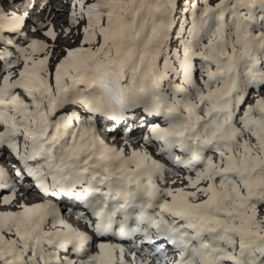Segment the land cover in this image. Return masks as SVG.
Returning <instances> with one entry per match:
<instances>
[{
    "label": "snow or ice",
    "instance_id": "6c2138e0",
    "mask_svg": "<svg viewBox=\"0 0 264 264\" xmlns=\"http://www.w3.org/2000/svg\"><path fill=\"white\" fill-rule=\"evenodd\" d=\"M5 2L0 154L49 199L22 202L0 167V203L17 207L0 211V264H264V0H72L79 41L56 59ZM140 115L149 134L132 141ZM56 200L86 209L92 234ZM138 236L147 260L108 239Z\"/></svg>",
    "mask_w": 264,
    "mask_h": 264
},
{
    "label": "bare ground",
    "instance_id": "6f19581e",
    "mask_svg": "<svg viewBox=\"0 0 264 264\" xmlns=\"http://www.w3.org/2000/svg\"><path fill=\"white\" fill-rule=\"evenodd\" d=\"M60 1H62V0H50V1L45 3V6L46 7L52 6L53 4L59 3ZM27 4H28L27 0H16L13 2L10 1V4L8 5L7 9H8V11L11 9H14V10L20 9V11H23L24 6ZM58 8L52 7V9H45L43 13H44L45 17L47 18V20L51 21L52 23H55V25L57 27H61L62 23H60V21L62 20L64 13L61 9H58ZM260 95H264V92L260 93ZM149 119H151V118L140 115L138 118H136L134 120H129L128 124H127V128L131 129V137L135 134H136V136H138L139 133L140 134L143 133L145 131V124H147V122L150 121ZM101 124H103L108 129L110 127V124H106L104 122H101ZM127 128L124 129L125 132L127 131ZM103 132H104V130L101 133H103ZM109 133H106V134L109 135ZM124 138H125V136H124ZM133 138H131L132 141H138L139 140V139H136V137H133ZM105 141L107 143L112 144L113 146H116L119 148H126L127 147L126 146V138H125L124 142H122L123 144H121L120 138H116L115 140H113L111 135H110V137H107V139H105ZM120 145H122V146H120ZM134 146L137 147L138 144H134ZM149 151L154 153L151 148L149 149ZM7 154H9V158L11 161L17 162L13 155H11L10 153H5L6 156H7ZM156 158L160 159V157H158V156ZM1 159H2V157H0V160ZM162 160L163 159H161V161ZM28 180H30V178H26L25 182H27ZM25 182H23L22 184L20 183V186H23V184H25ZM20 193L27 196V199L23 200L22 202L27 203L29 205L42 202L45 199H49V197L42 195L39 192V190L36 189L35 185H32L30 187H26L23 189L20 188ZM19 202H21V201H20V198L18 197L17 203H19ZM65 205L73 211L72 218L69 219V223L72 224V226L74 225V223H77V224L84 223L82 220L77 221L76 218L75 219L73 218L74 216H76V213H78L79 209L83 210L85 215L90 216V213H88L87 210L84 209L82 206H73L72 203H70V202L65 203ZM1 207L5 208V210H2V211H9V210L15 211V210H17L15 203L10 208H6L5 206H3L2 203H0V208ZM128 244H131L130 245L131 248H130V250H128V252L129 253L134 252L136 254V257L138 260H147L148 259V257L142 256L141 252L137 251L136 247H134V245H140L141 249H146L149 247L146 243H142L141 237L138 236V237L134 238L133 240L128 241ZM126 258L128 259V264H133V262L131 261V256H128Z\"/></svg>",
    "mask_w": 264,
    "mask_h": 264
},
{
    "label": "rangeland",
    "instance_id": "374dc122",
    "mask_svg": "<svg viewBox=\"0 0 264 264\" xmlns=\"http://www.w3.org/2000/svg\"><path fill=\"white\" fill-rule=\"evenodd\" d=\"M12 1V0H11ZM50 0H38L34 3H31V2H28L27 5L24 6V10L23 11H20L19 10H14V9H11L8 11V5L10 4V1L8 3L5 2L4 3V8L6 11L8 12H16L17 14H20V15H25L27 14V22H26V27L24 29V32L28 35L29 39H40V40H43L47 43H49L50 45H55V55H54V59L56 58H61L62 57V53H61V49L62 48H66V47H69V46H76V43H78L79 41V38L74 36V35H66V31L68 28L71 27V24H70V12H71V8H70V5L72 3V0H62L60 1L59 3H56V4H53L52 6H49V7H46L45 6V3L48 2ZM181 3H183V0H181ZM32 4L31 6H35V8L30 11H25L26 7L29 9L28 5ZM52 7H59L58 9H61L64 13L63 15V18L62 20L60 21L61 24V27H57L55 25V23H52L51 21L47 20V18L45 17L44 15V10L45 9H52ZM65 11V12H64ZM44 15V16H43ZM40 25H46V26H53L55 31L58 33V39L57 41L53 42L51 41L50 38L48 37H45L43 35V33L45 31H47V27L41 29L40 28ZM33 28H36L37 31L33 32L32 29ZM73 31H75V29H73ZM74 41L76 43H74ZM19 43L21 45L24 44V41L23 40H20ZM13 55L15 56V52H13ZM14 71H17V69H14ZM6 74V73H4ZM0 80H2V75H0ZM264 92V89L261 90L260 93ZM248 103H254L255 102V94H252L250 95L248 101ZM105 126L103 124H100L99 126V131L102 130V128H104ZM148 127H145V130L147 131ZM103 134V133H102ZM145 135H148V131L143 133ZM113 136L114 134L113 133H109V135H106V136H102V138L104 139H107V137H110ZM116 135V138H120V141H121V144H123L122 142H124L125 138L123 135H119V134H115ZM135 135H133V137H135ZM132 138V137H131ZM140 140V139H139ZM122 146V145H120ZM147 147L146 145L143 144V142L141 141L140 143H138V146L136 147L138 150L140 149H143ZM151 147H148V150L150 149ZM153 150V154L155 155V148H151ZM5 154V153H4ZM163 161V160H162ZM177 180H179V178H177ZM22 184V183H21ZM25 185V186H24ZM179 186V185H177ZM26 187H29L28 186V183L27 184H23V186H19V188H26ZM19 197V195H18ZM2 210H5V208H0V211Z\"/></svg>",
    "mask_w": 264,
    "mask_h": 264
}]
</instances>
